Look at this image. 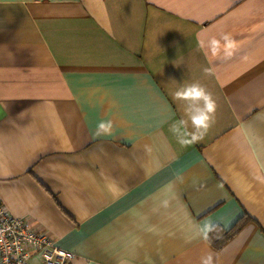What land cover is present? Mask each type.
I'll use <instances>...</instances> for the list:
<instances>
[{
  "label": "crops",
  "instance_id": "0c3cea01",
  "mask_svg": "<svg viewBox=\"0 0 264 264\" xmlns=\"http://www.w3.org/2000/svg\"><path fill=\"white\" fill-rule=\"evenodd\" d=\"M0 199L72 264H264V0H0Z\"/></svg>",
  "mask_w": 264,
  "mask_h": 264
},
{
  "label": "built area",
  "instance_id": "2783aa9c",
  "mask_svg": "<svg viewBox=\"0 0 264 264\" xmlns=\"http://www.w3.org/2000/svg\"><path fill=\"white\" fill-rule=\"evenodd\" d=\"M35 254L43 264H72L75 259L31 221L12 215L0 199V264H26Z\"/></svg>",
  "mask_w": 264,
  "mask_h": 264
},
{
  "label": "clouds",
  "instance_id": "9594fccd",
  "mask_svg": "<svg viewBox=\"0 0 264 264\" xmlns=\"http://www.w3.org/2000/svg\"><path fill=\"white\" fill-rule=\"evenodd\" d=\"M224 39L225 41H229V37L227 36ZM209 47L213 52H216L218 42L215 39L211 40ZM229 47H231L230 43ZM228 54L230 55V53ZM205 71L207 72L208 69H205ZM174 95L177 100L185 102V113L188 119L176 121L171 125L170 131L181 146H190L203 139L209 128L215 122L217 104L212 93L198 82L180 87ZM189 120L193 128L192 132L187 131ZM111 127L112 125L109 122H100L96 127V135L99 136L102 133L110 132ZM215 227L213 223L207 222L201 227V232L207 238L208 233L212 232Z\"/></svg>",
  "mask_w": 264,
  "mask_h": 264
},
{
  "label": "trees",
  "instance_id": "16d2710c",
  "mask_svg": "<svg viewBox=\"0 0 264 264\" xmlns=\"http://www.w3.org/2000/svg\"><path fill=\"white\" fill-rule=\"evenodd\" d=\"M247 219L239 221L233 228L225 230L221 227H215V229L208 233V239L216 248L222 247L226 244L246 223Z\"/></svg>",
  "mask_w": 264,
  "mask_h": 264
}]
</instances>
